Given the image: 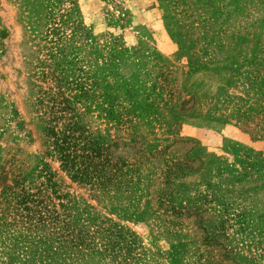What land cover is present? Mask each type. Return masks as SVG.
Segmentation results:
<instances>
[{
	"label": "rangeland",
	"instance_id": "374dc122",
	"mask_svg": "<svg viewBox=\"0 0 264 264\" xmlns=\"http://www.w3.org/2000/svg\"><path fill=\"white\" fill-rule=\"evenodd\" d=\"M0 264H264V0H0Z\"/></svg>",
	"mask_w": 264,
	"mask_h": 264
}]
</instances>
